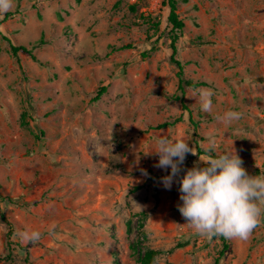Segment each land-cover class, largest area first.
I'll return each mask as SVG.
<instances>
[{
	"label": "rangeland",
	"instance_id": "rangeland-1",
	"mask_svg": "<svg viewBox=\"0 0 264 264\" xmlns=\"http://www.w3.org/2000/svg\"><path fill=\"white\" fill-rule=\"evenodd\" d=\"M178 12L175 58L205 83L185 92L162 0H13L0 14V264L220 255L222 236L186 224L179 183L165 189L168 172L144 153L160 136L187 139L195 154L183 175L209 157L198 147L212 136L216 152L235 149L250 175H264V0H178ZM4 36L34 47L35 59L13 55ZM202 88L215 93L212 113L192 98ZM229 110L241 119L214 118ZM23 231L41 239L22 243ZM226 240L218 264H264V218L247 240Z\"/></svg>",
	"mask_w": 264,
	"mask_h": 264
},
{
	"label": "clouds",
	"instance_id": "clouds-1",
	"mask_svg": "<svg viewBox=\"0 0 264 264\" xmlns=\"http://www.w3.org/2000/svg\"><path fill=\"white\" fill-rule=\"evenodd\" d=\"M13 6V0H0V14ZM211 88L196 90L192 98L200 104L202 111L212 113ZM242 114L229 110L214 118L219 123L231 124L240 120ZM155 147L144 153L155 155L153 165L168 172L161 178L165 189L170 190L173 182L179 183L178 211L196 234L226 239L247 240L264 218V175H250L243 166L236 150L216 152L215 138L207 139L206 152L216 153L207 159L199 158L191 168H184L188 154H195L189 141L183 137H157ZM203 164V166H201ZM170 169V171H168ZM143 176L149 174L141 169ZM22 243L33 244L41 239L38 231L17 233Z\"/></svg>",
	"mask_w": 264,
	"mask_h": 264
},
{
	"label": "trees",
	"instance_id": "trees-1",
	"mask_svg": "<svg viewBox=\"0 0 264 264\" xmlns=\"http://www.w3.org/2000/svg\"><path fill=\"white\" fill-rule=\"evenodd\" d=\"M162 3L165 6L169 7V14L167 17L168 20V24L171 26V36H172V49H173V53H172V61H174V63L177 64V66L179 67V71H178V76H179V82H180V89L185 92V87H197L199 85H204L205 83H200V82H193L190 79H187L184 75V69H183V64L181 63L180 60H178L177 58H175V54L177 52V46L176 43L179 40L180 36L183 34L184 29H185V22L184 20L180 17V14L178 12V0H162ZM4 39H6L10 46H11V50L13 52V55L18 56V54L20 52H25L29 55H31L34 59H35V55L33 53L34 47L29 48L25 45H15L11 42V40L7 37L4 36ZM42 43V41H41ZM106 90V87H102L100 92L98 93V95H101L102 93H104ZM169 125L168 122H164L163 124L160 125V127H164ZM198 152L200 154H207V155H215V153H209L206 152L205 150H202L200 147H198ZM222 240L223 241V248L220 251V255L214 260V262L212 264H218L219 260L221 258V256H223V254L225 253V251L228 248V243L226 240V238H224L222 236ZM154 254L155 252L153 250H150L147 252V255L145 257V261L146 263H151L154 261Z\"/></svg>",
	"mask_w": 264,
	"mask_h": 264
}]
</instances>
